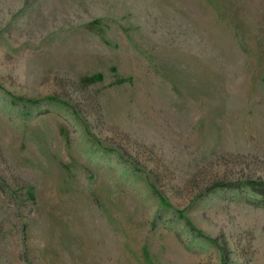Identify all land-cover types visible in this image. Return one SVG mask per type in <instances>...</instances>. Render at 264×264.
I'll use <instances>...</instances> for the list:
<instances>
[{
	"label": "rangeland",
	"instance_id": "374dc122",
	"mask_svg": "<svg viewBox=\"0 0 264 264\" xmlns=\"http://www.w3.org/2000/svg\"><path fill=\"white\" fill-rule=\"evenodd\" d=\"M0 264H264V0H0Z\"/></svg>",
	"mask_w": 264,
	"mask_h": 264
}]
</instances>
